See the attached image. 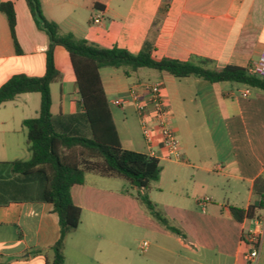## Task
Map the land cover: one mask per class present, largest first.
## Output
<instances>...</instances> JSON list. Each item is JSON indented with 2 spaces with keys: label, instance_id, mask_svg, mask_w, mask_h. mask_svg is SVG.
<instances>
[{
  "label": "crops",
  "instance_id": "1",
  "mask_svg": "<svg viewBox=\"0 0 264 264\" xmlns=\"http://www.w3.org/2000/svg\"><path fill=\"white\" fill-rule=\"evenodd\" d=\"M39 2L44 17L60 33L134 55L146 40H152L154 61L183 62L196 57L212 61L215 69L227 65L246 68L264 52V0ZM0 3L13 6L21 50L20 55L15 53L7 20L0 13V87L15 75L43 76L47 36L36 29L24 0ZM95 17H99L97 24ZM53 62L59 79L50 84L51 114L75 113L80 99L69 56L62 47L54 48ZM118 70H99L109 107L114 106L112 101L126 98L131 86L141 83L121 87ZM160 76L161 80L149 83L162 85L182 160L159 161L166 167L160 165L156 183L176 203L159 205L178 234L149 215L133 194L137 189L124 179L86 173L83 184L71 188L72 202L81 210V223L66 237L64 264H244L247 248L241 242L242 234L254 228L255 218L264 221V208L256 210L253 219L240 222L231 208L246 211L259 202L255 191L259 179L258 189L264 192V91L234 82L210 84L194 77ZM113 94L118 98L109 99ZM39 105L37 93L21 94L0 105V163L29 159L22 122L37 117ZM119 108L136 117L132 105ZM131 135L133 148H127L118 132L121 147L148 154L140 127L139 137ZM165 174L172 181L170 186L164 181ZM199 199L209 200L204 208ZM127 228L131 234L151 238L141 244L143 255L138 262L130 248L127 256ZM58 238V216L51 204L0 206V264L50 263L49 249ZM256 264H264V225Z\"/></svg>",
  "mask_w": 264,
  "mask_h": 264
},
{
  "label": "trees",
  "instance_id": "2",
  "mask_svg": "<svg viewBox=\"0 0 264 264\" xmlns=\"http://www.w3.org/2000/svg\"><path fill=\"white\" fill-rule=\"evenodd\" d=\"M24 1L36 29L48 39L45 73L41 77L15 75L0 87V105L21 94L40 95L37 117L22 122L29 159L0 163V206L18 202H41L53 206L58 216L59 238L49 249L52 259L47 264H64L66 237L81 223V210L72 202L71 188L83 184L86 173L124 179L130 187L138 190L137 199L149 215L167 230L178 234L145 194L159 179V161L121 147L99 70L121 69L128 78L146 68L167 73L175 79L194 77L210 84L234 82L263 91L264 79L250 76L246 68L238 66L215 69L212 61L196 57L183 62L171 59L154 61L151 58L152 40H146L135 55L116 47L99 48L76 39L72 34L60 33L59 27L44 17L39 0ZM0 13L7 20L15 53L20 55L12 4L0 3ZM56 46L62 47L69 56L80 101L77 112L53 116L50 84L59 79L53 62ZM260 181L255 184L260 197L256 205L246 211L231 208L237 221L253 219L256 210L264 208V192L258 189Z\"/></svg>",
  "mask_w": 264,
  "mask_h": 264
},
{
  "label": "built area",
  "instance_id": "3",
  "mask_svg": "<svg viewBox=\"0 0 264 264\" xmlns=\"http://www.w3.org/2000/svg\"><path fill=\"white\" fill-rule=\"evenodd\" d=\"M99 23V17L93 19ZM250 76L264 79V52L257 61L246 67ZM132 105L139 122L141 135L148 146V156L158 161H181V143L171 123V113L163 96L160 83L141 82L131 86L127 97L112 101V105L122 107ZM208 199H199L204 208ZM263 217L254 219V228L242 234L241 242L246 246L244 264H256L263 239ZM147 246L143 244V248Z\"/></svg>",
  "mask_w": 264,
  "mask_h": 264
},
{
  "label": "rangeland",
  "instance_id": "4",
  "mask_svg": "<svg viewBox=\"0 0 264 264\" xmlns=\"http://www.w3.org/2000/svg\"><path fill=\"white\" fill-rule=\"evenodd\" d=\"M115 71V70H114ZM122 70L116 71V74L118 76V79L121 83V87L127 86V84L134 83L137 81L141 82H156L161 80L160 73L154 70L142 68L138 70L137 73L132 74L130 77H125L121 73ZM177 81V80H175ZM166 88H169V85L165 83ZM111 98H118V95L113 94L109 95V99ZM10 109L6 108V111H9ZM0 111H3L0 109ZM110 111L112 116L114 117V123L116 126L117 131L119 132L120 138L124 144V146H127V148H133L130 143H132V135L135 134L137 137H139V126L136 117L131 111H127L122 113L121 109L119 107L110 106ZM127 142V143H125ZM127 144V145H126ZM163 167H166L165 163L160 164ZM169 166V165H168ZM166 175V176H165ZM164 181H167V186L171 185V179L167 177V174H165ZM138 193V190L136 192H133L134 195ZM148 199L157 205V211L159 214L166 218L164 207L159 204H167L171 206V204L174 205L173 197L170 196L169 191L167 189H164L162 192L157 187V183H152L150 185V188L145 192ZM158 202V203H157ZM176 205V203H175ZM144 207V206H143ZM155 221V220H154ZM156 222V221H155ZM158 222V221H157ZM156 222V223H157ZM151 242V238L149 236H146L143 233H130L129 229L127 228V256H129L128 248L131 249L132 255L134 259L137 260V262L140 260V257L143 255L140 246L143 242ZM68 253V252H67ZM129 259V258H128ZM136 263V262H135Z\"/></svg>",
  "mask_w": 264,
  "mask_h": 264
}]
</instances>
